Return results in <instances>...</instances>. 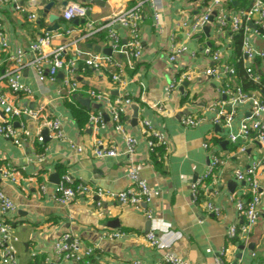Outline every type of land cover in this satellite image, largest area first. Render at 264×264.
Here are the masks:
<instances>
[{"label":"crops","instance_id":"obj_1","mask_svg":"<svg viewBox=\"0 0 264 264\" xmlns=\"http://www.w3.org/2000/svg\"><path fill=\"white\" fill-rule=\"evenodd\" d=\"M137 1L83 0L88 8L86 21H93L94 29H100L110 16L134 7ZM205 1L161 0L159 27L154 23L151 7L143 5L141 57L135 59L124 54H112L125 66L126 84L122 88L112 81L111 70L97 72L85 68L83 62L79 63L76 79L80 91L71 101L75 100L91 115L97 109L103 112L105 126L98 132L87 123L82 127L75 123L66 106V101L70 100L58 92L64 75L58 73L55 81H50L46 74L39 78L34 68L28 65L33 58L32 53L28 52L24 57L29 62L21 68L19 80L31 94L12 95L3 88L15 105L29 110L40 108L48 118H58L63 136L61 139L46 136L42 144L37 142V135L44 136L45 122L34 121L29 116H23L18 122L14 120L16 127L24 133L25 141L20 145L0 135V166L13 169L17 178L15 183L0 180V185L16 205L8 220L13 222L19 238L16 244L19 264H49L54 257L53 246L65 232H71L85 244L95 247L93 258L96 264H128L134 260L139 264H164L161 255L166 251L174 252L189 264H216L215 258L225 247V264H264L262 219L250 232H238L231 242L225 236L230 225L243 223V219L237 216L232 199L246 202L250 198L247 183L238 181L234 172L244 171L254 161L264 159V148L255 141H245L240 134L242 123L250 117V103L231 105L229 97L219 95V90L229 84L233 89L241 88L254 94L264 103V93L251 86L245 73L246 68L251 67L254 74L263 80L264 60L255 57L246 61L234 37L230 39L228 30L221 29L214 19L206 29L187 41L180 35L178 40L186 44L188 52L174 63L168 61L170 35L176 24L184 14L192 19L201 12ZM254 1L233 0L227 10L230 15H239ZM259 1L264 3V0ZM50 2L54 4L48 13L59 16L53 23L47 16H42L45 5ZM66 3L67 0H5L0 3L3 37L8 43V48L4 49L0 37V76L16 68L12 59L15 49L28 51V45L55 24L58 29L49 31L52 33L49 48L71 43L85 33V21L63 20L61 14ZM16 4L26 11L16 10ZM32 13L37 19L28 18ZM258 18L259 15L254 14L246 37L253 50L264 52V39L254 33V21ZM114 27L126 43V30L118 24ZM78 44L88 53L102 52L107 48L106 31L94 32ZM205 47L219 51L221 60L215 63L206 57L202 52ZM71 48L68 47L69 56L73 54ZM225 65L233 67L235 74H220ZM208 68L216 69L218 77L205 75ZM46 69L44 67L45 72ZM173 81L178 85L167 91L168 84ZM88 89L104 92L111 101L122 97L131 99L122 122L125 132L137 140L133 160L139 167L140 178L160 192L149 203H142L139 209L115 199H100L96 195L77 194L67 205L55 201L56 190L66 174L74 184L83 182L114 192L134 187L128 178L129 156L124 153L121 135L114 130L108 109L94 103L86 93ZM221 113L232 117L228 127L223 125L222 115V124L215 122ZM188 117L201 118L202 121L186 126L183 121ZM3 119L0 111V122ZM143 120H148L155 131L166 136V150L156 146L154 154L148 152L147 133L141 125ZM231 136L236 139L234 143ZM96 138L121 152L116 158L94 157L92 149ZM204 142H210L209 150L203 148ZM72 145L82 147L83 151H73ZM242 146L244 151H241ZM38 155L42 157L41 161L37 160ZM211 155L220 158L223 164L199 187V193L205 199L203 201H209L219 209V216L207 212L202 206L203 201L199 205L194 204L191 195V187L207 170ZM256 178L264 206V169L258 171ZM99 200L101 204L97 206ZM149 231L159 239L158 248L151 247L145 239ZM113 232L122 233L121 238L109 240L106 235Z\"/></svg>","mask_w":264,"mask_h":264},{"label":"built area","instance_id":"obj_2","mask_svg":"<svg viewBox=\"0 0 264 264\" xmlns=\"http://www.w3.org/2000/svg\"><path fill=\"white\" fill-rule=\"evenodd\" d=\"M5 0H0V3ZM233 0H206L201 6V12L193 16L192 19L188 17V14H184L183 18L176 24L174 32L170 35V44L168 48V61L170 63L176 62L181 56L188 52V48L185 43L180 42L178 38L183 40H189L197 33L201 32L207 25H209L214 19L217 25L221 29H227L232 39L239 32H243V43L241 46L242 57L246 61H252L255 57H259L264 60V52H256L253 50L247 41L246 34L249 32V24H253L252 17L254 14H258L259 18L254 21L255 29L254 33L264 39V3L255 0L252 6L245 11H242L239 15H230L227 6L232 4ZM161 0H138L136 5L130 9L117 12L110 16L100 29H94L93 21H86L88 18V8L83 4V0H67L66 6L62 11V18L65 21H71L73 19L83 20L84 31L83 35L71 43L56 47L49 48L52 41V33L44 31L39 35L35 41L28 45V51L23 48L15 49V55L12 59L16 63V68L11 72L0 76V111L4 115V119L0 122V135L5 139L11 141L15 145H20L22 141H25L24 133L16 127L14 120L17 122L23 116H29L34 121L45 122V129L47 131V138L49 139H61L62 128L61 122L58 118H48L42 114V110L37 108L35 110H29L27 107L15 105L7 96L5 87L10 94H25L30 95L31 92L27 86L20 82V70L24 64L28 63L24 57L28 52L32 53L33 58L28 63L36 71L39 78L46 74L50 81H55L57 74L62 73L64 79L61 83L59 94L66 95L71 101L74 99L77 92L80 91V84L76 79L79 63L83 62L85 68L93 69L94 71L101 72L105 70H111L110 76L113 82H115L119 88H122L126 81L123 75L124 64L114 57L115 55H128L132 58L139 59L142 54V47L140 41V21L142 7L148 4L153 11L154 23L157 27L160 26V8ZM15 9L19 12L26 11L25 8L15 5ZM29 19H37L35 14H30ZM119 25L122 29L128 33V40L123 43L121 37L116 31L114 25ZM100 30L106 31V45L111 49V55H106L102 52L88 53L85 49L79 47V42L90 37L94 32ZM82 31V30H81ZM70 33V31H67ZM0 37L1 45L4 49L8 48L7 39L3 37L2 24L0 21ZM68 47H72L73 54L69 56L67 54ZM49 48L48 50H46ZM203 54L209 57L213 62L218 63L221 60L219 51L213 50L210 47L203 49ZM195 55V53H192ZM44 67H47L46 72ZM109 68V69H108ZM245 73L249 80L258 82L259 78L254 74L251 67H247ZM220 74L234 75L235 70L231 66H223ZM205 75L218 77L216 69H206ZM184 78H187L184 77ZM178 83L176 81L171 82L167 86V91H172L176 88ZM89 98L94 103L105 106L108 109L110 120L113 123L114 130L121 135L124 142V153L129 156L130 170L128 173L129 180L133 183L134 187L126 189L121 192L110 191L101 187H92L85 183L74 184L69 174L62 177L61 182L56 190L55 201L62 205H67L77 194L96 195L100 199H115L123 205H129L135 209H139L142 203H149L154 197L159 196L160 192L157 189L149 187L148 183L140 178L139 167L133 160L135 147L137 146V140L132 135L125 132L122 117L131 105V99L118 98L115 101L111 99L102 91L95 89H88L86 91ZM264 93V92H261ZM219 95L229 97V103L231 105H238L243 103H250V117L242 123L240 134L245 141H255L262 148H264V103L258 99L254 94L247 93L241 88H232L229 84H226L219 90ZM224 119V126L228 127L231 122V116L218 115L215 120L216 123H221L220 116ZM202 121L201 118L188 117L183 121L186 126H194ZM14 122V123H13ZM89 126L93 131L98 132L105 126L103 121V112L99 109L92 115H90ZM222 124V123H221ZM142 127L147 133V147L148 152L155 153L156 146H161L165 150L167 149L168 142L165 135L155 131L148 120L141 122ZM45 136L37 135L36 141L43 143ZM231 141L235 142V137H230ZM72 150L78 153L83 151L82 147L72 145ZM203 148L209 150L211 148L210 142H204ZM241 151H244V146L241 147ZM121 151L112 145H105L101 140L95 139L92 153L94 157L99 159L116 158ZM38 161L42 160L39 155L36 157ZM223 164V161L215 155H211L210 163L207 166V170L202 174L198 180L191 187L192 202L199 205L203 200L199 193V187L204 181L209 178L214 170ZM264 169V159L260 161H254L244 171L236 170L234 176L238 181H244L248 185V192L250 195L249 200L244 202L241 199H235L234 206L237 216L243 219V223L240 226L235 224L230 225L226 231V239L231 242L238 232L246 234L250 232L252 227L257 223L259 219L264 221V206H262V199L260 194V186L257 181V173L259 170ZM15 171L9 167L0 166V180L8 183L17 182ZM101 204L100 200L97 202V206ZM203 208L207 212L220 215L219 209H217L211 202L203 201ZM16 210L15 203L5 194L0 185V264H19L16 258V244L19 242V238L15 233V227L13 222L8 220L9 213H13ZM148 218L150 213L147 212ZM122 233L113 232L108 233L106 237L109 240H116L121 238ZM145 239L151 247L158 248L160 241L156 237L153 231H149L145 234ZM95 247L85 244L80 238L76 237L71 232H65L62 234L57 242L54 244V257L48 263L52 264H77L82 262L87 257L93 256ZM227 253V248L221 249L217 257L215 258L216 264H225L223 257ZM161 261L164 264H189L183 258L177 256L172 251H166L161 255ZM128 264H139V261H132Z\"/></svg>","mask_w":264,"mask_h":264},{"label":"trees","instance_id":"obj_3","mask_svg":"<svg viewBox=\"0 0 264 264\" xmlns=\"http://www.w3.org/2000/svg\"><path fill=\"white\" fill-rule=\"evenodd\" d=\"M235 39V44L237 45L238 48L242 46L243 43V32H239L237 35L234 36ZM248 82L251 84L253 88H255L258 92H264V79L262 80L261 78L259 79L258 82H253L247 78ZM248 83V84H249ZM66 106L69 108L71 115L75 121V123L79 126L82 127L86 123L88 124L89 118H90V113L85 111L84 108L81 107L79 103H77L75 100L67 102L66 101ZM86 262H92L93 264L95 260L93 256L87 257L84 259L82 262L77 263V264H86Z\"/></svg>","mask_w":264,"mask_h":264},{"label":"water","instance_id":"obj_4","mask_svg":"<svg viewBox=\"0 0 264 264\" xmlns=\"http://www.w3.org/2000/svg\"><path fill=\"white\" fill-rule=\"evenodd\" d=\"M53 2H50V3H47L45 5V9H44V12L42 14L43 17H46L48 18L49 22L50 23H53V21H56L59 19V16L58 15H55V14H49V10L51 9V7L53 6ZM58 29L57 25L55 24L53 27L49 28L48 31H56ZM206 29V28H204ZM97 50L101 51V48L100 47H97L96 48ZM103 53L107 54V55H111V49L109 47L103 49L102 51ZM84 103H87V100H84ZM87 106V104H86ZM44 136L46 137L47 136V131L44 130L43 132Z\"/></svg>","mask_w":264,"mask_h":264},{"label":"rangeland","instance_id":"obj_5","mask_svg":"<svg viewBox=\"0 0 264 264\" xmlns=\"http://www.w3.org/2000/svg\"><path fill=\"white\" fill-rule=\"evenodd\" d=\"M54 247V246H53Z\"/></svg>","mask_w":264,"mask_h":264}]
</instances>
